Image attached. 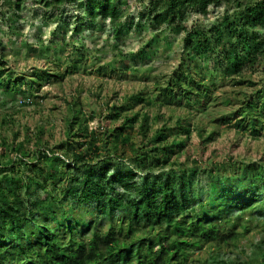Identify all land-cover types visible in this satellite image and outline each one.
Returning <instances> with one entry per match:
<instances>
[{
    "label": "trees",
    "instance_id": "16d2710c",
    "mask_svg": "<svg viewBox=\"0 0 264 264\" xmlns=\"http://www.w3.org/2000/svg\"><path fill=\"white\" fill-rule=\"evenodd\" d=\"M0 1L7 10L0 15L12 31L10 23L21 18L23 0ZM38 1L43 21L49 19L48 11V17L57 19L65 5L76 4L88 15L79 19L81 24L109 22L115 38L126 30L121 24L124 0ZM139 2L146 7L125 24L127 32L143 20L154 34L169 30L182 35L181 51L192 58L179 65L164 87L156 83L155 96L131 95L130 110L144 103L205 110L215 76L230 80L232 87L253 85L241 74L247 64L259 65L264 59V0L245 2L231 15L227 9L207 26L200 17L221 0ZM191 16L197 20L189 21ZM64 41L59 43L64 46ZM55 43L52 37L37 52L53 68H34L29 74L6 69L10 59L0 45V90L20 94L21 103L28 105L49 78L61 81L89 58L79 51L70 65L59 67ZM66 104L70 115L65 141L54 147L43 143L30 150L27 135L17 142L19 132L0 131V264H194L199 262L193 260L195 251L206 245H232L240 239L238 228L246 233L257 213L264 215V163H243L233 177H221L214 163L202 170L196 161L186 166L172 160L184 151L191 134L182 119L175 126L186 135L185 141L171 139L172 128L165 125L149 136L147 113L124 115L122 105H113L107 114L112 127L88 131L79 99L70 98ZM16 107L8 108L11 113L4 114L0 127L13 123ZM246 107L236 112L234 130L257 137L264 132V104L248 102ZM95 114L90 111L87 120ZM229 120L221 124L231 128ZM215 134L210 129L205 138L199 136L208 142ZM205 178L208 182L201 185ZM42 193L47 196L39 198ZM244 215L247 221L241 223ZM261 244L257 255L243 261L218 257L209 264H264V239Z\"/></svg>",
    "mask_w": 264,
    "mask_h": 264
},
{
    "label": "rangeland",
    "instance_id": "374dc122",
    "mask_svg": "<svg viewBox=\"0 0 264 264\" xmlns=\"http://www.w3.org/2000/svg\"><path fill=\"white\" fill-rule=\"evenodd\" d=\"M124 1L125 4L121 7L124 13L121 24L126 30L117 38L113 36L109 22L86 20L81 24L79 19L88 15L84 8L80 9L76 4L65 5L62 8L63 13L55 16L57 19L48 17L52 15V11H48L46 18L49 19L43 21L44 9L39 1L23 0L21 18L10 23L12 31H7L8 25L3 22L0 15V45L4 49L2 53L10 59L6 69L11 68L14 72L22 74H29L34 68L52 69L51 64H45L44 60L37 57L38 46L49 44L52 37L58 40V43L52 45V49L61 56L62 65L59 67L70 65L72 59L76 58L75 53L79 51L86 52L89 56L75 74H69L61 81L49 78L48 83L43 84L35 98H29L28 105L21 103L23 97L20 94L3 93L0 90V120L4 114L11 113L8 109L11 105L17 106L16 112L11 114L13 123L2 125L0 131L3 130L7 135L19 132L21 135L17 134L15 137L17 142L27 135L30 138V150L35 148V144L42 147L43 143H48L54 147L65 141L66 120L70 115L66 102L74 98L79 99L82 106L84 120L82 124L88 131L99 132L112 127L113 124L107 119V114L108 108L113 105L117 107L122 105L125 108L122 111L124 115L135 112L147 113L151 118L149 136L165 125L172 128L171 139L175 137L185 141L186 135L180 134L176 128L177 119H182L184 125H190L191 134L184 151L172 158L174 162L193 166V162L196 161L202 170L208 167L209 163H214L220 167L221 177H233V171L243 163L252 161L264 163V132L256 137L247 131H235L233 125L236 112L239 110L245 112L248 102L251 106L264 104V59H260L259 65L247 64L242 71L241 75L252 81V86L232 87L230 80L215 76L211 100L205 110L159 104L148 106L145 103L130 110L129 108L133 106L129 100L131 95L142 93L155 96L157 93L155 90L158 88L156 83L159 82L160 88L164 87L168 78L179 69V65L185 64V61L192 57L181 51L182 35L169 33V30L154 34L149 31L143 20L138 23L137 19L134 23H138V26L127 32L125 24H128L132 16L135 17L146 5L139 0ZM248 1L254 0H221L217 8L210 10L211 13L207 16L200 17L199 21L207 26L217 17L226 15L227 9V14L231 15ZM4 11L7 10L0 7V14ZM11 11H14L13 7ZM34 13H37L36 16ZM194 20H197V17L191 16L189 21ZM62 38L65 40L64 46L59 43ZM90 111L96 114L93 119L87 120ZM227 118L231 119L229 120L233 125L231 128L227 123L221 124V120ZM210 129L217 134L212 140L203 141L202 137L205 138ZM138 136L136 132L134 137L139 139ZM38 137L41 139L40 143H37ZM1 151L3 150L0 146ZM206 182L207 178L201 185ZM46 196L44 193L39 194V198ZM263 216L257 213L253 223H249L250 230L246 233L238 228L241 233L240 239L232 245L218 249L214 245H206L195 251L192 254L193 260L199 262L194 264H209L218 257L243 261L250 255H257L264 239ZM241 221L246 222L247 217L244 215Z\"/></svg>",
    "mask_w": 264,
    "mask_h": 264
}]
</instances>
